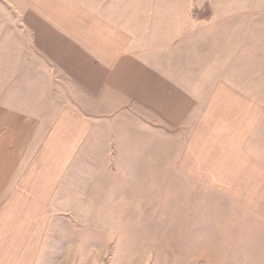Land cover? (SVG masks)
Returning a JSON list of instances; mask_svg holds the SVG:
<instances>
[{"label": "crops", "instance_id": "0c3cea01", "mask_svg": "<svg viewBox=\"0 0 264 264\" xmlns=\"http://www.w3.org/2000/svg\"><path fill=\"white\" fill-rule=\"evenodd\" d=\"M0 1L29 35L22 48L41 69L32 81L46 74L38 87L25 84L16 105L0 104V264H74L73 258H88L86 251L56 247V211H88L90 217L100 211L96 217L106 225L114 211L136 208L126 195L136 193L138 177L153 178L157 158L171 162L166 188L174 173L193 179L194 211L207 192L199 184L215 193L209 225L224 228L225 243L245 250L250 233L264 243V201L251 204L242 190L216 183L195 163L196 155L191 158L195 144L182 140L169 152V142L154 134L195 123L201 88L209 83L211 97L235 94L249 110L253 124L246 134L255 129L259 136L249 137L252 145L244 139L240 157L264 177V103L233 88L226 68L232 54L223 61L211 58L216 47L230 49L242 32L264 34V0ZM196 4L200 8L193 10ZM256 14L259 22L247 29L243 23ZM240 40L239 46L246 44ZM200 51L208 52L202 61ZM216 65H224V74L210 70ZM249 147L256 149L250 153ZM218 204L224 216L216 215ZM90 217L82 214L80 222ZM94 251L104 258L103 247ZM229 252L224 256L231 257ZM257 257L238 264H264V249Z\"/></svg>", "mask_w": 264, "mask_h": 264}, {"label": "rangeland", "instance_id": "374dc122", "mask_svg": "<svg viewBox=\"0 0 264 264\" xmlns=\"http://www.w3.org/2000/svg\"><path fill=\"white\" fill-rule=\"evenodd\" d=\"M168 4L171 6L173 3ZM199 8V4H196L193 10ZM204 8V4L201 3V10L204 11ZM232 11L233 14L236 12L235 9ZM256 15L254 18L249 15V19L243 23L247 29H251L250 26L259 22L257 20L261 15L257 17ZM237 37L240 39L242 37L246 44L239 46L241 40L236 38L230 49L229 46L227 49H221L222 46L216 47L211 53L212 62L223 61L232 54L233 66L228 65L226 68L230 70L227 72L230 74L228 78L233 88H237L239 93L241 91L249 95L254 101L264 103V46L258 48L264 34L242 32ZM29 41V35L19 28L16 13L6 3L0 1V104L16 105L18 99L27 92L26 83L30 82L32 87H38L46 76L43 72L41 80L32 81L34 75L38 76L41 69L32 61V55L27 49L22 48ZM200 53L202 61L208 52ZM245 53L247 57L244 56ZM221 55L224 56L220 58ZM213 68L217 74L225 72L224 65L210 67V70ZM203 85L201 106L194 113L195 123L185 125L184 128L157 129L154 130V134L169 142V152L182 140L185 145L195 144L196 151L195 154H191V158L196 155L195 163L203 168L202 171L207 169L214 175L216 183L221 181L222 183H219L222 186L228 183L229 186L236 187V191L237 188L239 191L242 190L251 204L264 201V177L257 170L259 168H254L250 161L247 163L240 157L243 154L244 139L248 145H252L250 138L259 136L255 129L248 133L250 138L246 134V127L253 124L248 118L249 110L239 103L235 94L211 97L209 83ZM199 118V122L196 123ZM249 149L248 151L252 153L256 147ZM193 162H186V165L192 169ZM77 168L80 174L82 169ZM170 169L171 162H162L158 158L153 160V178L147 179L146 183L138 177L136 193L126 195V201L129 199L126 203L136 208L114 211V218L112 219L113 216L110 215V220L106 219V225L99 224L101 221H98L96 216L100 211H92L91 217L88 211H56L59 219L58 233L61 234L57 238L56 247L60 250L72 249L74 253L75 251L89 253L88 258H73L74 261L77 260L74 264H238L242 259L255 263V257L258 258L257 254L264 249V243L258 241L260 238L256 233H250L248 241L244 240L245 250L237 249L236 242L225 243L222 240L224 228L209 225L211 214L208 205L211 200L214 203L215 193H211V196L206 189L207 186H204L207 184H199L200 189L207 192L200 195L202 208L194 211L193 179L179 178L174 173L175 176L169 177L166 188L164 175ZM237 170L241 172L235 174ZM106 172L109 173L110 170ZM218 206L219 208L215 209L216 215L224 216L225 211L220 208L221 204ZM108 213L105 212L106 217ZM82 214L92 218L89 223L80 222ZM215 229L220 230L212 234ZM100 247H103L104 258L93 256L96 254L94 250ZM229 250L232 251V256L225 257V252L228 253Z\"/></svg>", "mask_w": 264, "mask_h": 264}]
</instances>
